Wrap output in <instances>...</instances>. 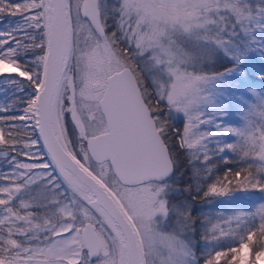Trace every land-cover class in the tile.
I'll return each instance as SVG.
<instances>
[{
  "label": "snow or ice",
  "instance_id": "obj_1",
  "mask_svg": "<svg viewBox=\"0 0 264 264\" xmlns=\"http://www.w3.org/2000/svg\"><path fill=\"white\" fill-rule=\"evenodd\" d=\"M118 5L110 10L109 24L107 0H0V19L9 18L0 28V81L29 88L27 92L19 88L23 97L0 105V154L9 157L8 167L0 168V264H156L157 258L159 264H257L264 260V202L253 214L259 221L242 232L214 225L210 230L214 235H201L204 246L197 255L194 242L185 238L194 231L191 206L175 208L166 190L175 171L173 152L204 150L210 136L220 137L214 154L236 153L242 137L248 147L240 158L264 160V95L256 91H264V24L252 23L254 16L264 20V3H256L255 13L251 6L247 11L240 7L238 0H118ZM149 9L173 14L157 17ZM226 17L229 22L220 24ZM61 18L67 20L68 46L58 57L56 71L50 72ZM168 26L189 35L203 30L198 46L227 59L219 70L205 71L194 53L181 56L171 42L163 44ZM85 29L89 40L81 47L80 33ZM101 51L110 64L115 57L116 67L135 78L151 105L149 114L170 162L163 173L150 178L143 201L125 189L145 181H124L111 166L106 168L103 159L88 161L83 150L72 158L87 161L86 167L73 168L66 159L71 155L68 149L56 137L45 139L39 130L48 101L54 100L65 121L64 133L71 127L86 142L77 116L95 120L94 115H81L90 108L81 102L98 86L94 59ZM73 57L75 71L70 66ZM152 60L155 64L149 65ZM157 71L163 80L155 78ZM234 75L240 90L235 100L248 104L262 121L251 133L238 122H227V111L206 115L198 110L212 103L206 84ZM210 158L205 151L203 159ZM222 161L235 163L228 155ZM96 177L115 202L94 183ZM207 177V183L197 188L204 198L264 194V166H229L215 174L209 167ZM245 215L240 212L236 218ZM181 218L188 223L177 230ZM170 221L174 226L167 227ZM225 237L231 239L221 243Z\"/></svg>",
  "mask_w": 264,
  "mask_h": 264
},
{
  "label": "water",
  "instance_id": "obj_2",
  "mask_svg": "<svg viewBox=\"0 0 264 264\" xmlns=\"http://www.w3.org/2000/svg\"><path fill=\"white\" fill-rule=\"evenodd\" d=\"M57 32L58 40L54 37L53 56L49 62L50 72L56 71L59 66L58 57L68 46L66 19L61 18ZM55 103L54 100L48 101L46 120L43 128L39 130L45 139L56 137L68 149L59 132ZM98 107L104 130L86 136L84 142L86 153L93 162L97 159L107 161L111 166L110 170L118 172L129 183L150 181V178L165 171L170 162L164 142L153 124L134 77L120 69L109 72L98 99ZM68 151L71 155L66 159L71 166L83 170L86 166L74 160V154L69 149ZM94 183L115 202V197L104 188L98 177L94 179Z\"/></svg>",
  "mask_w": 264,
  "mask_h": 264
},
{
  "label": "trees",
  "instance_id": "obj_3",
  "mask_svg": "<svg viewBox=\"0 0 264 264\" xmlns=\"http://www.w3.org/2000/svg\"><path fill=\"white\" fill-rule=\"evenodd\" d=\"M257 22L264 24V20L258 21L256 17H253L252 23ZM8 23L9 18L5 17L0 19V28L4 27ZM225 59L227 58L224 55H219L216 57L215 63L208 67V71L219 70V65L223 63ZM233 77H235V75ZM233 82L235 81L233 80ZM21 87L24 88L25 92L29 90L27 84H10L0 81V90L7 89V91H9L13 96L14 100H16L17 97H23V93L18 91V89ZM262 87H264V85H262ZM224 88L230 89L228 86H224ZM214 108L215 109H213L210 104H205V106L201 105V109L199 111L205 112L206 115H212L222 111V107ZM236 122H238L239 127H243L237 120H234L233 123ZM213 123H215V120H213ZM207 127L210 130H214L211 128V125H208ZM157 130L159 132L158 128ZM218 139H220V137H208L204 142L206 146L205 149H198L196 153L173 152L172 155V163L175 165V171L168 181L177 187V195L171 198L182 196L186 201L185 207L188 208L189 205L191 206V214L195 220L191 225L194 228V231L190 232V240L188 241L190 243L191 241L194 242L193 247L195 248L197 255H199L201 249L204 246V242L201 240V235L206 237L214 235V233L210 231L214 225H219L220 228L224 229L231 227L238 232H242L246 227H250L259 221V217L253 214L256 212L257 207L262 202H264L262 201V199H264V194L259 192H236L225 197L204 198L202 189L197 191L199 185H204L207 183L209 167H212L213 174H215L222 172L226 167L229 166L233 169L247 165H252L253 169H255L257 166H264V160L262 159L253 158L251 156L244 159L240 158L239 153L247 148L246 144L243 145L244 139L242 137L238 141L240 148L237 149L236 153L230 151L229 153H224L221 155L214 154L217 150L216 140ZM2 151L3 150H0V152ZM205 151L211 157L207 161L203 159ZM71 152L75 155L74 151ZM224 155H228L231 160L235 161V163L232 165L223 164L222 158ZM8 159V156L0 154V168L6 169L8 167L6 163ZM186 185L190 186V191L185 190ZM193 197L197 198L193 199ZM240 212L247 213V215L237 219V214ZM49 215L52 219H57L55 215ZM29 235L31 236L33 233H29ZM39 235L42 239L44 234L40 233ZM230 239V237H225L222 239L221 243L226 244ZM29 242L35 244L37 241L31 240ZM213 243L215 242L213 241ZM156 264H159L158 258L156 259Z\"/></svg>",
  "mask_w": 264,
  "mask_h": 264
},
{
  "label": "rangeland",
  "instance_id": "obj_4",
  "mask_svg": "<svg viewBox=\"0 0 264 264\" xmlns=\"http://www.w3.org/2000/svg\"><path fill=\"white\" fill-rule=\"evenodd\" d=\"M223 2V0H222ZM229 2L235 3L236 0H229ZM264 3V0H238V5L240 7H244L245 10H248V6H251V10L254 12L256 11V3ZM113 6L118 7V0H107V9L109 10V24L112 23V17H111V8ZM148 11L151 12V14L161 17L164 15H171L173 14L172 10H162V9H149ZM118 15V13H117ZM255 17V16H254ZM228 19L226 17L225 20L220 21V24L228 23ZM215 30V29H214ZM203 33V30H201L200 33H192L191 35L183 32L182 30H179L178 28H172L171 26L167 27V34L163 37V44L169 45L171 42V47L174 51L178 53V55L183 56L185 53H194L196 57L201 58L203 61V69L205 71H208V67L215 63L216 57L219 55H223L222 53H210L209 51L204 50L202 46H198V40L197 36L201 35ZM119 35V34H118ZM80 40L82 41L81 47H84L83 41L89 40L87 29L82 31L80 33ZM159 49H157V52ZM149 65H154L155 61H149ZM198 66L200 64V59L197 61ZM95 64V73H94V79L98 82V87L94 88L91 95L88 99L82 101L81 103L85 105H90V108H85L83 110V113L81 115H94L95 120L90 122L87 119L81 120L80 115L77 116V119L81 122V127L84 129L85 134L87 135L90 132H93L94 130L100 129L103 127L102 125V118L100 116L98 106H97V98L99 94V86L103 84L104 77L106 74L111 72L114 69H117L116 67V58L113 57L111 64L109 63L108 55L107 53L101 51L99 56L94 59ZM71 68L73 71L76 69V61L75 57H73L71 64ZM211 72V71H208ZM155 78L160 81L163 80V75L159 71L155 72ZM235 77H225L223 80H214L209 82L204 86V90L207 94H209L210 99L212 103H210L211 107L215 109L214 107H222V111H227L228 115L225 117V120L229 123H233L234 120H237L240 122V124L244 127L242 129L244 132L251 133L253 130L258 129V126L261 124V118L255 114L253 110L250 109L249 105L243 102L237 103L235 100L236 96H239V89L234 85ZM224 86H228L230 89H225ZM255 87V86H253ZM262 87V86H261ZM141 89V88H140ZM257 92H260L262 95H264V91H262L260 88H256ZM249 96H252L251 92H248ZM146 99V98H145ZM77 100L79 101V95L77 96ZM14 101L13 96L7 89H1L0 90V105H8ZM149 107L151 108V105L148 103ZM205 106V104H202ZM201 109V106L198 110ZM169 118H171L169 116ZM59 120L60 126H61V132L60 135L68 149L70 151H74L75 154L77 152H81L82 150L86 153L84 149L83 141L80 138V133H77L74 131L71 127H69L68 132L64 133V126L65 121L63 117L60 115V109L59 105L57 104V114H56V120ZM58 124V121H57ZM59 128V126H58ZM60 132V129H59ZM171 135V134H169ZM68 140H71V144L69 145L67 142ZM243 145H245V142L243 140ZM246 147L248 145L246 144ZM72 149V150H71ZM257 150H259L257 148ZM87 155V153H86ZM88 157V155H87ZM88 161L93 162L89 157ZM86 166L87 161L85 163H82ZM104 164L106 168L109 166L107 161H104ZM100 179V178H99ZM101 180V179H100ZM150 181H146L145 184L140 185L137 184L136 187L133 188H127L126 191L132 192L136 194L137 201H143L145 198V192L144 190L149 187ZM168 187L166 190V194L169 196L170 200L172 201L175 208H178L180 210L187 209L185 207V199L182 196H176V198H171L175 195H177V187L172 185L170 181H167ZM173 220H175V215L173 217ZM185 222L181 218L179 221L176 222L175 226L177 230H179L180 226L184 225ZM167 227L174 226L173 223L170 221L167 225ZM185 238L187 240H190V232L185 233ZM241 264H244L242 261ZM257 264H264V260L257 261Z\"/></svg>",
  "mask_w": 264,
  "mask_h": 264
},
{
  "label": "flooded vegetation",
  "instance_id": "obj_5",
  "mask_svg": "<svg viewBox=\"0 0 264 264\" xmlns=\"http://www.w3.org/2000/svg\"><path fill=\"white\" fill-rule=\"evenodd\" d=\"M118 69V68H117ZM114 70H116V69H114ZM107 75V74H106ZM106 77V76H105ZM105 77H104V80H105ZM98 87V86H97ZM100 88H99V94H98V98H97V106H98V99H99V97L101 96V93H102V91H103V88H104V81H103V84L101 85V86H99ZM139 89H140V87H139ZM140 92H141V95H142V98H143V100H144V102H145V104H146V106H147V109H148V111H149V113H150V107H149V105H148V103L146 102V99H145V97H144V95H143V93H142V91H141V89H140ZM55 110H56V114H57V103H55ZM98 110H99V107H98ZM99 113H100V111H99ZM100 116H101V118H102V114L100 113ZM151 116V115H150ZM152 117V116H151ZM152 119H154L153 117H152ZM57 121H58V126H59V129H60V133H62L61 132V126H60V122H59V120L57 119ZM102 121H103V118H102ZM102 125H103V127L102 128H100V129H97V130H94L93 132H90V133H88L86 136H88V135H92V134H95V133H97V132H100V131H103L104 130V122H102ZM83 144H84V141H83ZM84 149H85V145H84ZM86 151V150H85ZM88 155V154H87ZM89 157V156H88Z\"/></svg>",
  "mask_w": 264,
  "mask_h": 264
}]
</instances>
